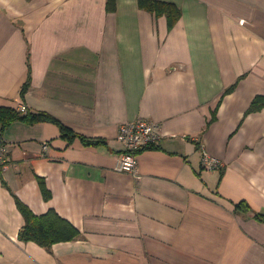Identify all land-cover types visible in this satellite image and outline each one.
I'll list each match as a JSON object with an SVG mask.
<instances>
[{
  "label": "crops",
  "instance_id": "1",
  "mask_svg": "<svg viewBox=\"0 0 264 264\" xmlns=\"http://www.w3.org/2000/svg\"><path fill=\"white\" fill-rule=\"evenodd\" d=\"M137 1L0 0V108L78 136L1 135L0 264H264V108L246 114L264 97V0H157L179 10L172 27ZM138 119L161 139L131 175L117 133ZM17 201L79 236L19 241Z\"/></svg>",
  "mask_w": 264,
  "mask_h": 264
},
{
  "label": "trees",
  "instance_id": "2",
  "mask_svg": "<svg viewBox=\"0 0 264 264\" xmlns=\"http://www.w3.org/2000/svg\"><path fill=\"white\" fill-rule=\"evenodd\" d=\"M137 3L140 9L146 10L154 14L156 17L165 16L170 27H172V25L175 24L180 17L179 10L172 3L160 2L157 0H138ZM113 9L114 0H108L107 10L112 11ZM28 86L29 82L23 86L21 97L25 94ZM235 87L236 85H233L227 89L225 91V95L231 93ZM263 108L264 97H256L252 101L246 114L248 115L259 112ZM17 121L25 122L27 124L51 122L59 126L63 138L72 140V138L78 137L70 133V131L56 119L45 113L33 114L27 111L25 113H21L20 111L9 107L0 108V137L10 125ZM84 141L85 143L88 142L86 140ZM41 188L45 199L48 200L50 198L49 191L43 184H41ZM16 203L19 212L25 220V224L19 232V241L24 243L34 242L41 247L50 248L57 243L73 241L79 236V231L70 223L60 218L54 211H50L43 216H36L21 202L17 201Z\"/></svg>",
  "mask_w": 264,
  "mask_h": 264
},
{
  "label": "built area",
  "instance_id": "3",
  "mask_svg": "<svg viewBox=\"0 0 264 264\" xmlns=\"http://www.w3.org/2000/svg\"><path fill=\"white\" fill-rule=\"evenodd\" d=\"M21 113L26 112V108L21 106ZM156 123L138 119L127 122L119 126L117 141L122 146V151L118 157V170L123 173L137 175V156L148 149L155 148L160 142ZM9 147L0 139V175L8 168ZM202 166L208 170L221 169L222 163L216 158L204 156Z\"/></svg>",
  "mask_w": 264,
  "mask_h": 264
}]
</instances>
